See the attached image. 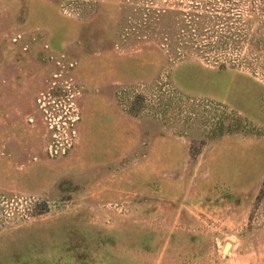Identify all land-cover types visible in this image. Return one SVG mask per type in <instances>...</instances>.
Instances as JSON below:
<instances>
[{"label":"rangeland","instance_id":"1","mask_svg":"<svg viewBox=\"0 0 264 264\" xmlns=\"http://www.w3.org/2000/svg\"><path fill=\"white\" fill-rule=\"evenodd\" d=\"M176 1L0 0V264H264V0Z\"/></svg>","mask_w":264,"mask_h":264},{"label":"trees","instance_id":"2","mask_svg":"<svg viewBox=\"0 0 264 264\" xmlns=\"http://www.w3.org/2000/svg\"><path fill=\"white\" fill-rule=\"evenodd\" d=\"M175 3L176 4L173 7L177 6V8H174L173 10L179 11L181 15L184 16L181 22H199L197 28L199 32H202L204 29V31H207L209 34L213 33L214 24H211L212 22L222 23L231 22L232 20L229 15L231 12L228 10L230 9L228 7L229 3L231 2L227 0H177ZM182 5L192 7L193 9L185 10ZM234 14L237 15L238 19L242 16V12H235ZM253 15L252 17L255 18ZM204 22L206 23L204 24ZM209 37L210 39H206L203 42V48L199 50L201 53L210 54V52H225L228 41H224L222 38H214L212 35ZM221 65L223 67L227 66L226 61L222 62Z\"/></svg>","mask_w":264,"mask_h":264},{"label":"bare ground","instance_id":"3","mask_svg":"<svg viewBox=\"0 0 264 264\" xmlns=\"http://www.w3.org/2000/svg\"><path fill=\"white\" fill-rule=\"evenodd\" d=\"M231 248V243H228L225 248H224V252H228L229 249Z\"/></svg>","mask_w":264,"mask_h":264}]
</instances>
